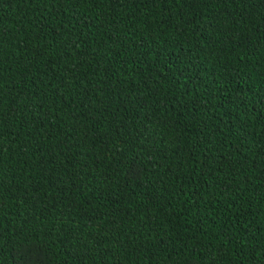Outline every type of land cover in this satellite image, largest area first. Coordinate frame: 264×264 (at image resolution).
I'll use <instances>...</instances> for the list:
<instances>
[{"label":"trees","instance_id":"16d2710c","mask_svg":"<svg viewBox=\"0 0 264 264\" xmlns=\"http://www.w3.org/2000/svg\"><path fill=\"white\" fill-rule=\"evenodd\" d=\"M0 264H264V0H0Z\"/></svg>","mask_w":264,"mask_h":264}]
</instances>
